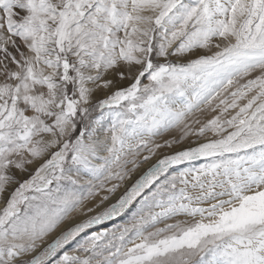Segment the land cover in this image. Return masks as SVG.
<instances>
[{"label": "snow or ice", "instance_id": "6c2138e0", "mask_svg": "<svg viewBox=\"0 0 264 264\" xmlns=\"http://www.w3.org/2000/svg\"><path fill=\"white\" fill-rule=\"evenodd\" d=\"M0 203V264H264V0H0Z\"/></svg>", "mask_w": 264, "mask_h": 264}, {"label": "bare ground", "instance_id": "6f19581e", "mask_svg": "<svg viewBox=\"0 0 264 264\" xmlns=\"http://www.w3.org/2000/svg\"><path fill=\"white\" fill-rule=\"evenodd\" d=\"M119 194H120V193L118 192L116 195L118 196ZM114 200H115V197L113 198L112 201H114ZM110 202H111V201H110ZM2 206H3L2 203H0V207H2ZM70 223H71V222H67L64 226H62L61 229L57 230V232H56L54 235L51 236V239L54 238L55 235H58V234H59V231L63 230V228L69 226ZM49 241H50V240H49ZM47 242H48V241H47Z\"/></svg>", "mask_w": 264, "mask_h": 264}, {"label": "rangeland", "instance_id": "374dc122", "mask_svg": "<svg viewBox=\"0 0 264 264\" xmlns=\"http://www.w3.org/2000/svg\"><path fill=\"white\" fill-rule=\"evenodd\" d=\"M101 98H102V94H101ZM16 175H17V177H18L19 179L26 178V174L16 173ZM111 202H114V201H111ZM111 202H110V203H111ZM106 226H111V225L108 224V225H106ZM98 227H99V226H98ZM54 234H55V233H54ZM54 234H53V235H54ZM54 238H55V237H54ZM54 238H52V239H54ZM52 239H51V236H50V237L47 238V241H48V242H51ZM49 240H50V241H49ZM47 241H46V242H47Z\"/></svg>", "mask_w": 264, "mask_h": 264}]
</instances>
